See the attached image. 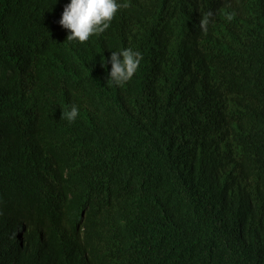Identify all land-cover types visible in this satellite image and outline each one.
<instances>
[{
    "label": "trees",
    "instance_id": "16d2710c",
    "mask_svg": "<svg viewBox=\"0 0 264 264\" xmlns=\"http://www.w3.org/2000/svg\"><path fill=\"white\" fill-rule=\"evenodd\" d=\"M70 2L0 0V264H264V0Z\"/></svg>",
    "mask_w": 264,
    "mask_h": 264
},
{
    "label": "clouds",
    "instance_id": "9594fccd",
    "mask_svg": "<svg viewBox=\"0 0 264 264\" xmlns=\"http://www.w3.org/2000/svg\"><path fill=\"white\" fill-rule=\"evenodd\" d=\"M129 6L127 0L124 3L118 0H71L64 6L58 23L69 33L66 41L86 43L92 36L104 33L115 19L117 12ZM211 17L212 12H207L201 17L199 27L202 31L207 32ZM226 19L228 21L234 19V13H228ZM142 59V54L131 48L112 51L108 83L117 86L126 84L137 72ZM78 115L79 110L75 105L71 106L70 111L62 112V118L69 122H74Z\"/></svg>",
    "mask_w": 264,
    "mask_h": 264
}]
</instances>
